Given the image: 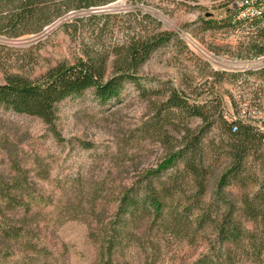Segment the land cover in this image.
Returning <instances> with one entry per match:
<instances>
[{
  "label": "rangeland",
  "instance_id": "374dc122",
  "mask_svg": "<svg viewBox=\"0 0 264 264\" xmlns=\"http://www.w3.org/2000/svg\"><path fill=\"white\" fill-rule=\"evenodd\" d=\"M227 1L236 0L163 1L161 8L151 0H115L71 10L36 33L17 37L7 30L0 33V83L5 74L36 81L60 62L73 63L84 45H96L92 23L86 20L92 12L127 13L122 16L125 19L129 14L147 13L160 21L158 29L174 34L149 56L137 81L127 82L106 104L92 90L64 99L57 105L52 126L0 107V185L13 178L24 179L34 197L27 200L28 211H6V215L12 225L24 219L30 230L27 240L39 248L34 253L19 242H10L9 253L0 251V264H97L99 247L89 235L97 229V217L105 223L111 219L119 193L163 161L180 140L179 129L184 125L203 128L199 118L162 111V102L172 88L185 94L190 103L212 106L220 102L218 110L235 116L237 100L242 97L260 113L251 111L248 119L238 120L257 126L264 119V106L254 103H264V81L245 73L232 76L264 65V53H245L251 43L264 45V33L259 35L254 27L239 23L232 4L227 7L230 13L218 7ZM202 20L211 21V28ZM0 24L4 23L0 20ZM116 24L118 28L102 39L110 53L108 71L112 50L125 34L119 28L123 24ZM146 24L152 26L149 20ZM154 123L162 125L157 128ZM217 124L205 130L202 143L210 165L205 200L217 191L228 164L221 154L226 136ZM260 161L253 155L248 159L247 191L256 188L252 181L260 176ZM242 192L232 179L223 189L224 196L235 204ZM157 235L156 252L138 245L136 250H125L122 258H132L130 264H146L145 258L148 264H194L214 240L210 229L186 238L183 234ZM244 264L254 263L247 260Z\"/></svg>",
  "mask_w": 264,
  "mask_h": 264
},
{
  "label": "trees",
  "instance_id": "16d2710c",
  "mask_svg": "<svg viewBox=\"0 0 264 264\" xmlns=\"http://www.w3.org/2000/svg\"><path fill=\"white\" fill-rule=\"evenodd\" d=\"M112 1L115 0H0V20L4 23L0 24V33L7 30L15 37L36 33L71 10L94 8ZM151 1L161 8L163 1L186 4L196 0ZM231 4L233 6L234 3L227 1L219 3L218 7L230 13L227 7ZM233 11L237 13L234 6ZM124 14L127 13H90L86 20L92 23L91 34L96 45H84L81 56L73 63L60 62L36 81L19 74H5L4 81L0 83V107L37 117L52 126L57 105L64 99L79 97L88 90H92L101 104L115 99L127 82L137 81L138 71L149 56L174 37L172 32L158 29L160 21L147 13L129 14L131 19L122 17ZM148 20L151 27H147ZM202 22L206 28L213 24L209 20ZM116 23L123 24L119 28L125 34L112 50L108 71L110 53L102 39L118 28ZM247 25L254 27L259 35L263 34L264 8L260 16ZM176 37L185 44L178 34ZM251 52L256 56L262 55L264 45L251 43L245 53L249 55ZM240 73L256 75L264 81V65L254 70L235 72L232 76ZM254 103L264 106L260 101ZM162 106L167 115L182 113L201 119L203 128L194 130L184 125L179 129L180 140L163 161L119 193L111 219L105 223L103 218L97 217V229L89 234L99 247L97 264H130L132 258H122L124 251L144 245L154 253L158 250V242L154 239L159 238V233L168 236L183 234L182 237L186 238L191 234L204 233L206 229L213 233V243L194 264H244L247 260L264 264L263 132L250 122L226 120L223 109L218 110L220 102L212 106L190 103L185 94L175 88L168 92ZM214 122L223 128L226 136L225 149L221 154L228 164L219 177L217 191L205 200L210 165L202 143L205 130ZM162 124L154 123L153 127L159 128ZM252 155L261 159L260 176L252 181L255 190L247 191L248 176L245 173ZM231 179L243 189L236 204L223 194ZM27 188L28 182L19 178L0 185V218L3 219L0 221V251L4 250V253H9L10 242H19L34 253L39 249L27 240L30 230L24 219L12 225L6 215V211H28L30 205L27 200L34 197ZM91 214L94 215L93 210ZM145 261L148 264V258Z\"/></svg>",
  "mask_w": 264,
  "mask_h": 264
},
{
  "label": "built area",
  "instance_id": "2783aa9c",
  "mask_svg": "<svg viewBox=\"0 0 264 264\" xmlns=\"http://www.w3.org/2000/svg\"><path fill=\"white\" fill-rule=\"evenodd\" d=\"M233 6L237 10L236 18L238 19V21L243 24H247L250 23L254 18L260 16L264 8V0H236ZM237 101V116L228 114L227 112L223 111V117L226 120L235 121L239 118L248 119L251 111H253L254 114L260 113V111L257 110V106L250 105L246 99L241 97ZM257 127L264 134V119L258 120Z\"/></svg>",
  "mask_w": 264,
  "mask_h": 264
},
{
  "label": "water",
  "instance_id": "95a60500",
  "mask_svg": "<svg viewBox=\"0 0 264 264\" xmlns=\"http://www.w3.org/2000/svg\"><path fill=\"white\" fill-rule=\"evenodd\" d=\"M209 14L208 13H206V16H208Z\"/></svg>",
  "mask_w": 264,
  "mask_h": 264
}]
</instances>
